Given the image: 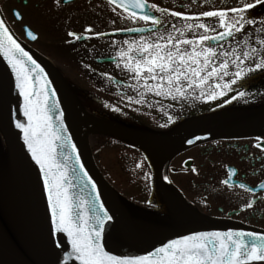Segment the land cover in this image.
Masks as SVG:
<instances>
[{"label": "snow or ice", "instance_id": "6c2138e0", "mask_svg": "<svg viewBox=\"0 0 264 264\" xmlns=\"http://www.w3.org/2000/svg\"><path fill=\"white\" fill-rule=\"evenodd\" d=\"M62 2L70 0H53V5L59 10ZM200 2L207 4L208 0ZM109 3L114 5L113 12L115 6L122 9L123 14L118 15L123 20L143 22V26L114 28L115 32L135 35L123 40L113 39L110 47L115 55L99 57L102 61L114 63L126 75L129 84L125 87L133 91L138 105L147 102L146 94L171 97L174 101L188 97L214 101L217 97H224L246 77L256 73L264 75V16L252 15L258 6L264 8V0H234L231 7L213 6L197 12L169 10L148 0H109ZM166 13L179 18L180 26L165 19ZM13 15L16 19H23L19 10H14ZM111 23L115 24V21ZM94 27L85 25L83 32L68 30L70 39L65 43L87 42L93 36L106 35L94 31ZM24 28L29 37L37 38L27 25ZM0 55L7 61L12 77L6 88L0 83V99L7 116L9 104L16 105L12 109V118L8 120V131L13 125L19 130L23 146L38 166V185L42 183L47 200L46 244L53 253L51 264H264V232L238 228L189 229L140 255H114L106 250V222L113 221L115 213L110 214L100 203L99 211L89 215L87 201L79 196L75 202L70 198L68 190L74 185L68 176L67 163L77 152V145L72 142L73 137L65 125L63 101L57 98V90L52 88L44 69L18 43L2 14ZM100 75L109 77L107 72ZM246 95L251 94L236 91L231 100ZM126 99L132 103L133 95H126ZM223 103L228 104L229 99H224ZM105 107L121 112L114 105L105 103ZM172 119L169 116L168 122L171 123ZM187 143L193 144L194 140L189 139ZM58 147L62 150L70 148L71 152L58 153ZM254 147L264 151V138L257 137ZM58 156L63 157V162L57 159ZM80 159L77 154L75 162L88 178L92 191L96 192V185L84 172ZM192 171L197 172V169L193 167ZM234 172L235 168L228 167L230 179L221 183L231 186ZM164 179L168 178L165 176ZM239 187L255 192L244 183ZM260 188L264 189V181L260 182ZM260 199L264 200V197ZM99 201L100 194L97 193L96 202ZM201 202L208 207L206 200ZM255 203L253 196L241 203L240 210H251Z\"/></svg>", "mask_w": 264, "mask_h": 264}, {"label": "flooded vegetation", "instance_id": "af4514ba", "mask_svg": "<svg viewBox=\"0 0 264 264\" xmlns=\"http://www.w3.org/2000/svg\"><path fill=\"white\" fill-rule=\"evenodd\" d=\"M148 2L156 3L158 6L170 10L196 12L206 7L207 10L213 6L221 8V6L227 5L226 7H229L233 0H208L207 4L201 3L200 0H148ZM5 3L7 8L11 7V11L13 8L18 9L23 18V11L27 7L33 8L34 11L47 19L56 10L53 0H5ZM77 3L80 8L86 10L87 14L92 15L86 25H94V31H97L101 24L111 23L113 20L115 25L112 26L116 27L104 31L122 28L117 27L118 24L143 25V22L123 20L121 15H118V13L123 14L122 9L115 6L116 11L113 12L114 5L107 0H71L61 3V6L74 5L70 8L69 13L59 12L58 18H53V30H63V33L54 36H67L68 30L80 32L81 26L67 28L68 16L78 13ZM260 14H264V12L259 14L252 12L253 16ZM166 16H168L167 13L165 19H167ZM9 22L16 33L25 38L23 19H11ZM34 29L37 38L30 43L36 46L40 41L38 38L40 35L38 30ZM105 36L134 35L116 33ZM93 38L94 36L87 42L84 40L74 41L68 43V46L77 50L81 48V43H88ZM110 44L111 42L104 47L106 49L109 47L110 49L107 50L114 52ZM102 46L99 48L100 50H103ZM106 49L104 50L106 51ZM104 72H107L110 78L100 75ZM95 73L100 81L105 80L112 83L114 92L121 98L124 97V100H127L126 95H133L132 103H135L136 96L130 88L125 87L129 84L126 75L115 65L101 66L100 69L95 70ZM113 78L122 82L114 81ZM241 83L234 85L233 90L226 92L224 97H217L214 101L199 100L194 97L174 101L171 97H155L152 94H146L147 102L139 104L144 106L143 111L140 113L141 109L139 108L134 110L135 115L140 117L129 126L171 139L170 142H163L157 146V151L163 157L162 159L175 151L169 165V175L178 199L164 197L166 211L172 215L183 217L186 214L184 206H187L206 215L228 217L264 229V200L260 199V197H264V189L260 188V182L264 181V159H259V157H264V151L254 147L257 137L264 138V75L256 73L246 77ZM236 91H245L251 95L231 100V96L235 95ZM198 94L197 92L196 95ZM224 99H229V103L224 104ZM152 104L158 105L159 115L151 112V109L155 108H151ZM217 104L220 107H217ZM169 116L173 117L171 123L168 122ZM161 125H167V127ZM219 126L223 127V130L213 131L209 137L201 141L188 144L185 139L195 133ZM193 167L197 169V172L192 171ZM228 167L236 169V172L231 176L233 181L231 186L221 183L223 180L230 179ZM240 183L254 188L255 192L250 193L246 189H241ZM253 196L256 198L254 208L241 211V203ZM202 200L207 201V208L201 202Z\"/></svg>", "mask_w": 264, "mask_h": 264}, {"label": "water", "instance_id": "95a60500", "mask_svg": "<svg viewBox=\"0 0 264 264\" xmlns=\"http://www.w3.org/2000/svg\"><path fill=\"white\" fill-rule=\"evenodd\" d=\"M0 14H2L1 9ZM18 43L44 69L47 79L52 82V88L57 90V98L63 101L62 108L65 110L66 117L65 125L69 128V134L73 137L72 142L77 145V152L71 155V159L67 163L68 176L74 185V187H70L68 190L70 198L75 202V198L79 196L87 201L89 215L99 211L100 203L104 204L105 209L109 210L110 214L112 212L115 213L113 221L106 222L107 227L104 240L106 250L112 252L114 255L144 254L146 251H150L153 247L158 246L162 241L172 238L175 234H184L189 229L226 230L227 228H238L245 231L264 232V229L244 226L239 221L232 219L206 217L203 216L204 213L195 210H190L181 222H163L153 218L124 199L110 186L94 164L90 149L82 135V128L92 125L140 144H154L156 137H150L143 133L87 118L81 111L61 73L47 58L23 44L19 39ZM10 79H12L11 69L8 67L4 57L0 55V83L6 88ZM15 97L16 93L13 92V98ZM14 107H16L14 103L9 104L7 116L3 108L2 99H0V129L10 153L18 188L28 215V221L21 235L4 240V244L0 248V264H51L53 253L48 250L46 244L48 236L45 222L47 200L43 192L42 183L38 185L39 169L35 165V162L32 161L27 148L23 146L19 130L15 129L13 125L11 131H8V120L12 118V109ZM61 151L70 153L71 149L66 148L62 150L58 147L57 152ZM77 154L81 157L80 163L84 165V172H87L92 183H95L96 192L92 191L88 178L84 177L80 165L76 164L75 156ZM57 159L63 162L62 156H58ZM165 165L164 162L158 168V178L161 184L164 177H167ZM97 193L100 194L99 202H96ZM256 264H259V262H256Z\"/></svg>", "mask_w": 264, "mask_h": 264}, {"label": "rangeland", "instance_id": "374dc122", "mask_svg": "<svg viewBox=\"0 0 264 264\" xmlns=\"http://www.w3.org/2000/svg\"><path fill=\"white\" fill-rule=\"evenodd\" d=\"M68 7H70V5H68ZM32 11L34 10L28 7L27 9H25L24 13L31 24H33L35 27H39V47L44 51L47 50L48 52H51L52 45L57 44V42L63 41L64 37L61 36L60 38L59 36H51L50 34H48L45 24L41 27L37 26L40 24L42 18L40 16L38 18H35ZM83 11L86 12V10ZM38 15H40V13H38ZM84 22L87 21L84 20ZM46 24L48 23L46 22ZM131 37L133 36L119 37V39ZM99 42L100 41L97 40L93 41L91 44L93 45L91 46V49L96 50L97 53L101 51L99 49L101 48ZM90 51L91 50L88 49L87 54ZM93 56H96V54H94ZM64 58L65 57H62L63 62H65ZM84 61L87 62L88 60L83 56L77 57V68H75V66H72V68L71 66H69L71 72L68 68H65V71L66 74L76 79L77 82L75 84H77V86L84 87V89L81 90L85 91V94L87 93V95L90 96L86 101V106L94 113H101V103L100 100L96 97V93L100 92L95 86V82L91 80V78L84 72V68L78 64L81 63V65H83ZM88 63L90 62L88 61ZM105 64L108 67H110V65H113V63ZM96 65L97 64H95V67ZM105 98V100L112 104H120V102L114 100L115 98L112 97V95L108 94L107 96H105ZM86 135H88V133H86ZM87 137L90 142V147L92 149L95 162L103 172V174L106 176V178L129 199L140 206L145 205L146 201L150 198L154 191L153 187L149 188L153 183V175L151 164L147 163L145 154L143 152H140L139 150H135V148L131 149L129 147L123 146V144L114 140H110L107 138L99 139L97 131L94 132V135H88ZM137 165H140V167H137ZM145 174H147V176ZM17 201V193L13 185L12 169L9 163L3 139L0 134V206L16 211L19 208Z\"/></svg>", "mask_w": 264, "mask_h": 264}, {"label": "bare ground", "instance_id": "6f19581e", "mask_svg": "<svg viewBox=\"0 0 264 264\" xmlns=\"http://www.w3.org/2000/svg\"><path fill=\"white\" fill-rule=\"evenodd\" d=\"M164 180H165V179H164ZM164 180H163L162 184L160 183L159 178L156 180V182L159 183L161 186H164V185H165V184H164ZM167 189L170 190V188H167ZM184 210H185V213H186V214L183 215V218L188 214V212H189L190 210H194V209H191V208H189V207H187V206H184ZM195 211H197V210H195ZM198 212H200V211H198ZM201 213H203V212H201ZM161 219H162V217H161ZM229 219H232V218H229ZM232 220H235V219H232ZM235 221H238V220H235ZM239 222H240V221H239Z\"/></svg>", "mask_w": 264, "mask_h": 264}]
</instances>
